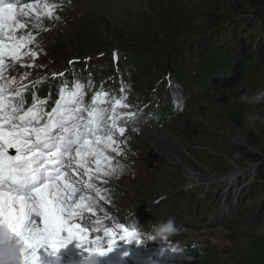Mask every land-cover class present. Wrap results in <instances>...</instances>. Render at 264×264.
Returning a JSON list of instances; mask_svg holds the SVG:
<instances>
[{
	"label": "rangeland",
	"instance_id": "rangeland-1",
	"mask_svg": "<svg viewBox=\"0 0 264 264\" xmlns=\"http://www.w3.org/2000/svg\"><path fill=\"white\" fill-rule=\"evenodd\" d=\"M47 2L57 7L53 10L51 18L42 16L39 29L33 30L35 43L30 46L38 53L34 65L43 67L24 68L18 65L10 72L11 76L17 78L25 72L29 73L24 83L40 78L48 79L45 84L46 88L52 85L49 78L60 76V73L65 74L66 71H74L72 68L74 61L87 56L85 55L87 51H95L99 47L97 49L99 52L112 47H131L133 42H142L138 39L139 37L145 36L155 41L158 39L160 28L172 27L169 29L170 37H178L174 46L189 44L181 48L184 50L198 42L197 36L192 34L193 27H206L207 32L214 29L210 28V25L207 26L205 5H215L216 13L224 14L236 2H245V0H47ZM186 15L189 19H186ZM234 19L237 21L224 25L220 30V32L227 33V40L236 33L237 36L241 34L242 37L252 39L254 44L258 38L264 41V31L257 32V30H264V26L259 25L256 28L253 26L254 21L249 22L245 18L240 20V17ZM204 32L205 30L202 29L201 33ZM217 39L222 41L220 43L224 41L223 38L220 39L219 34ZM252 41H242L247 46L240 50L252 49ZM143 42L149 44L148 40ZM157 42L159 43L160 40ZM100 44H103L102 47ZM171 51L172 49L169 53ZM230 51H232L233 63L225 66L224 72L235 71L239 67L240 61L235 57L238 49L229 48L227 53ZM194 52L185 54L183 59L190 62V55ZM202 55L207 56L204 52ZM65 60H70L71 65H68ZM253 63L256 66L260 65L261 68L252 74L254 78L250 83L230 82L229 86H225L226 82H224V86L213 89L207 95H203L204 92L201 90L196 94L197 90L192 87L194 96L189 100L185 96L187 102L178 113L157 118L152 125L127 126L125 137L120 141L123 150L121 163L129 168V172L120 178L126 186L110 181L106 186L110 191L104 193L108 198V203L103 200L98 201L104 211L97 210V216L103 220L104 212L109 215V212L113 211L112 215H115L112 218H118L122 210H141L149 205L155 207L154 202L160 205V202L165 199H173L177 194L181 195L180 192L185 190L184 185L189 182L196 186L193 191L199 193V189L203 190L208 186L215 187L219 182L221 188L222 181L232 176L243 178L248 172L247 168L256 175V171L261 167L258 165L253 169L252 164H256L254 160H248L249 166L246 168L243 167L244 164H240L243 160L242 154L264 156V98L259 101L252 99L258 93L264 92V57L256 58ZM218 64L222 66L225 63L220 60ZM148 65L150 66L151 62H148ZM86 69L87 66L84 70ZM169 69L172 77L177 76L175 75L176 67ZM181 73L184 75L181 81L176 77V88L181 86L179 82L186 83L188 86L192 83L193 76L201 79L202 72L200 66H192L190 69L186 67ZM188 73L191 74L190 78ZM139 81L141 82L138 86L134 83L133 92L144 97L150 96L156 81L152 83L146 79ZM243 97L248 99L244 100ZM129 108L130 111L135 106L130 104ZM235 118L236 121H234ZM132 128L136 129L135 133L138 135L146 133L155 136L153 142L144 139V143L140 146L134 142L131 144L133 140L128 137V133L132 131ZM252 143L254 145L251 146ZM168 145L180 154L187 163V168H181L172 160L171 154L167 158L166 155L171 152L166 151L169 148ZM11 154L14 152L10 150ZM236 168L243 170L223 180L215 181V183L211 181L219 176L221 178L229 170ZM244 181L248 179L245 177ZM239 182L235 183L239 184ZM235 190L237 191L231 190L234 192L233 196L238 194L241 204L239 209L234 211L233 217L229 219L223 217L220 223V220L215 219V215L219 214L211 210L210 213L208 212L206 223H201L200 227L191 226L186 228V231L179 229L174 236L163 241L150 243L142 241L141 245L133 242L130 248L141 256L142 261L149 263L147 254L159 251L161 248L175 247L178 249L180 248L178 243L181 241L184 244L182 250L185 253L184 260L180 264H205L201 262V259L195 258L189 249L193 244L204 241L216 247V252L222 256L223 263H245V257L249 258L248 240L252 238L264 240V223L259 224L258 227H255L253 223L254 217L264 216V207L260 212L258 211L259 204L264 201V187L252 182V184L237 187ZM173 191H178V193H173ZM217 191L215 189L211 194L214 199L217 197ZM208 201L209 198L203 203H208ZM179 203L180 201H175L171 203V206L174 204L177 206ZM171 206L168 205L167 208ZM223 206L225 204L222 203ZM216 207L219 210L217 205ZM95 235L90 233V238H94ZM99 235L103 236V232ZM105 243H107L106 240ZM63 249L71 251L69 257L58 258L56 255L49 257L45 254L42 259L48 260L46 264H61L60 260L68 263V260H72V255L78 253L79 256H83L86 253L76 246L75 241L70 242Z\"/></svg>",
	"mask_w": 264,
	"mask_h": 264
},
{
	"label": "snow or ice",
	"instance_id": "snow-or-ice-1",
	"mask_svg": "<svg viewBox=\"0 0 264 264\" xmlns=\"http://www.w3.org/2000/svg\"><path fill=\"white\" fill-rule=\"evenodd\" d=\"M56 7L47 0H0V230L19 246L20 264H43L45 254L55 257L72 241L96 258L118 241L142 244L135 228L107 225L113 219L107 212L103 220L97 216L104 211L98 201L108 203L106 186L121 164L120 141L135 116L118 111L128 107L124 97L110 100L100 91L86 104L83 85L69 88L64 80L46 111L43 99L26 104L29 73L10 75L18 65L43 67L34 65L33 30ZM165 252L177 249L161 248L159 255Z\"/></svg>",
	"mask_w": 264,
	"mask_h": 264
},
{
	"label": "trees",
	"instance_id": "trees-1",
	"mask_svg": "<svg viewBox=\"0 0 264 264\" xmlns=\"http://www.w3.org/2000/svg\"><path fill=\"white\" fill-rule=\"evenodd\" d=\"M248 4V6H247ZM262 6V7H261ZM174 7V6H173ZM206 8V17H207V26L210 28H218L220 26V23L224 22L225 19H230L232 15L242 13L247 8H253L256 7L255 11H253L251 16L253 17L252 20L255 22L253 23V26L257 28V26L261 25L264 26V1H258V0H245V2H236L235 5L230 7L226 13H216L217 9L215 5H205L204 8ZM247 12V10H246ZM177 14H181L180 12H177ZM178 15V16H179ZM230 15V16H228ZM246 18V17H244ZM186 19H189L188 15H186ZM247 19V18H246ZM241 20V19H240ZM173 24H175L173 22ZM212 26V27H211ZM172 27H169L168 29L160 28V32L157 35V40H160L158 43L157 40L153 41L150 38H138L142 42H133L131 44V47L124 46L118 48L120 51L117 64L119 66H122L121 73H124L125 75H129L130 79L133 83H136V86L140 85L139 81L140 79H146L149 82H155L157 79H159L164 71L170 70L169 68L176 67L175 75L178 74L179 79L181 81L182 74L181 71L184 70V64H186L185 60L182 59V50L180 47L184 45L174 46V44L177 43L178 37H170L169 29ZM193 29V35L200 36L206 34L208 31V28L201 27L198 28V26H195ZM202 29L205 30V32L202 34ZM177 31L176 29H174ZM264 30L257 31V32H263ZM212 33L211 35L216 34ZM161 35V37H160ZM121 39V38H120ZM136 39V40H138ZM239 39L246 40V37L240 36ZM149 41V44L143 41ZM227 40V39H226ZM252 40V39H251ZM101 47L103 44H100ZM107 45V44H106ZM162 45V46H161ZM98 46V44H96ZM105 46V45H104ZM89 48V46H88ZM100 48V47H99ZM97 48V49H99ZM87 51L85 55L94 54L99 51ZM110 49V48H108ZM172 49V51L169 53V50ZM220 51L222 49L220 48ZM205 53V52H204ZM206 54V53H205ZM256 54V56H254ZM109 56H107L108 58ZM264 57V41L261 40V38L257 39V45L256 47L246 50L245 52L236 55V59H239V67L235 71L227 70V71H220L218 74H212L208 68L205 67H211L214 62L210 60H203V64L200 66L201 68V79L202 81H199L200 84L197 82V79L195 77V80L190 83L188 86L185 83L183 87L181 88V91L185 92L186 94L190 95L191 97L194 96V90L191 89L192 87L198 86L199 89L204 92L203 95H207L212 91L213 89H217L218 87L224 86V82H226L225 86H229L230 82L233 83H250L252 78V74L261 68V66H256V64L253 63V61L256 58H263ZM110 57L108 60V65H105L102 67L101 76L102 81L101 83H108L109 80L112 77H115V73L110 67ZM231 59V58H230ZM66 61V60H65ZM63 61V63L65 62ZM224 63L227 62L226 59H222ZM232 61V60H231ZM148 62H151V65H148ZM79 65V64H75ZM148 65V66H147ZM51 66V65H50ZM179 66V67H178ZM189 78L191 77V74L188 73ZM185 79V78H183ZM127 80H129L127 78ZM239 80V81H237ZM186 81V80H185ZM126 82V81H125ZM188 88V89H187ZM49 92H43V97H45ZM89 95H85V99H89ZM140 98H144V96L132 93L131 94V101L137 102ZM157 101H162L164 97H166L163 94L155 95ZM145 99V98H144ZM169 102H165V104H168ZM170 113L168 110L163 109L162 115H168ZM236 121V118L234 119ZM240 125V123H238ZM251 146L254 145V143L250 144ZM242 151V150H241ZM243 160L240 161V164H247L248 160H264V156L262 155H252L250 153L242 154ZM256 159V160H255ZM244 167V166H243ZM263 170L262 174L259 177H255V184H261L262 181H264V164H263ZM264 207V203H263ZM248 254L249 258L247 259L245 257V263L242 262V264H264V240L260 238H252L248 240ZM184 246V245H182ZM192 252L194 253V257L197 259H201V262L205 264H225L223 263L222 256L219 255L216 252V247L212 245V243H206L204 241L198 242V245L192 249Z\"/></svg>",
	"mask_w": 264,
	"mask_h": 264
},
{
	"label": "bare ground",
	"instance_id": "bare-ground-1",
	"mask_svg": "<svg viewBox=\"0 0 264 264\" xmlns=\"http://www.w3.org/2000/svg\"><path fill=\"white\" fill-rule=\"evenodd\" d=\"M246 10L248 12H250L251 10H253V8L250 7V8H247ZM246 10L242 13L240 12L238 14L232 15V17L230 19H225L224 22L220 23V27L228 24L229 21H231L232 19L241 16L243 13L246 12ZM247 19L249 20V22H250V20L253 21L250 18H247ZM215 29L216 28L211 30V32H213ZM219 37H220V39L223 38L224 41H226L225 37H227V33H224L223 31H221L219 33ZM73 67L75 70L79 69V65L78 66L73 65ZM182 93L186 94L184 91ZM189 97H191V96L189 95ZM142 132L143 131H141V133ZM128 137L133 140V141H131V144H133V142H134L137 146L142 145L144 143V139L149 140V142L152 143L153 137L155 138V136H151V135H148L146 133L145 134L142 133L141 135H138L137 133H135L133 131H130L128 133ZM166 146H167V144H166ZM166 151H171L169 154L166 155L167 158H169L170 154H171L173 156L172 160H174L178 165H180L181 168H183V169L187 168V163L183 160V158L180 156V154H178L176 151L172 150L170 148V146H169V148H167ZM119 159L121 161V157ZM262 166L263 165H259V167H262ZM240 179H241V181L239 182ZM243 179H244V177L242 178V177H238V176L237 177L232 176L228 180L222 181L221 188H220V182H219L215 185V187L208 186V187H204L203 190L199 189L200 190L199 193H197V191H193L196 189V186L194 185V187L192 189L182 190L180 192L181 195L177 194L173 199H165L164 201H161L160 202V205H161L160 208L168 206L171 201H176V199H180L181 200V206L185 207V206H188L193 201L196 204L201 205L205 199L209 198L208 203H212V204L217 205L219 210L221 209L224 214H228L229 212H232L235 209V207L239 208L240 204H241L240 197L238 196V194L236 196H233L234 192H232L231 190H234L236 192L237 190H235V189L237 187H242V186H246L247 184L248 185L250 184V183L245 182ZM237 181L239 182V184L235 183ZM111 182L116 183V184H120L122 186L123 185L126 186V184L123 183L120 179L117 180L114 178L111 180ZM127 187H128V185H127ZM215 189L218 190L216 199H214V197L211 196V194L213 193V190H215ZM219 191H220V193H219ZM219 195H220V197H219ZM232 200L235 201V206L233 204H230L232 202ZM222 203L225 204V206L222 207ZM263 203H264V201H261V203L259 204V208H258L259 211L262 210ZM112 214H113V211L109 212L110 217H113L115 215V214L114 215H112ZM257 220L259 221V223H264V216L259 215ZM47 261L48 260H43V264H46Z\"/></svg>",
	"mask_w": 264,
	"mask_h": 264
},
{
	"label": "clouds",
	"instance_id": "clouds-1",
	"mask_svg": "<svg viewBox=\"0 0 264 264\" xmlns=\"http://www.w3.org/2000/svg\"><path fill=\"white\" fill-rule=\"evenodd\" d=\"M247 12L242 15H247ZM252 11L249 12V14ZM264 98V92L258 93L252 99L259 101ZM242 99L247 100V97ZM129 172V168L126 164H120L116 167L113 176L115 179H120L122 176L126 175ZM194 184L189 182L184 185L185 190L192 189ZM178 232L176 222L173 218H168L166 221L155 225L152 229V238L154 240H167L170 237L174 236ZM0 264H20V249L19 246L15 243L9 241L6 231L0 230ZM83 264H97L96 257H86L83 260Z\"/></svg>",
	"mask_w": 264,
	"mask_h": 264
},
{
	"label": "water",
	"instance_id": "water-1",
	"mask_svg": "<svg viewBox=\"0 0 264 264\" xmlns=\"http://www.w3.org/2000/svg\"><path fill=\"white\" fill-rule=\"evenodd\" d=\"M262 7V6H261ZM256 9H258V8H256V7H254V9L253 10H251L252 12L253 11H255ZM246 14H249V12L247 11V13Z\"/></svg>",
	"mask_w": 264,
	"mask_h": 264
}]
</instances>
